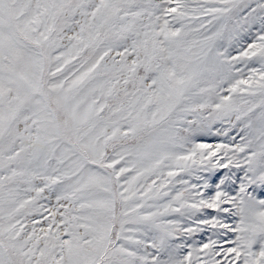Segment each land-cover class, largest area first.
<instances>
[{"label": "snow or ice", "instance_id": "obj_1", "mask_svg": "<svg viewBox=\"0 0 264 264\" xmlns=\"http://www.w3.org/2000/svg\"><path fill=\"white\" fill-rule=\"evenodd\" d=\"M0 264H264V0H0Z\"/></svg>", "mask_w": 264, "mask_h": 264}]
</instances>
